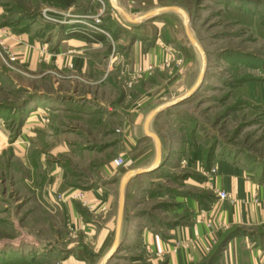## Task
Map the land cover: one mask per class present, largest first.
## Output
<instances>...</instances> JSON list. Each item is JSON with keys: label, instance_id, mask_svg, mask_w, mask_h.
<instances>
[{"label": "crops", "instance_id": "crops-1", "mask_svg": "<svg viewBox=\"0 0 264 264\" xmlns=\"http://www.w3.org/2000/svg\"><path fill=\"white\" fill-rule=\"evenodd\" d=\"M104 1L119 15L115 25L103 18L101 28L109 36L99 33L86 38L64 30L80 27L71 24L51 29L52 34L43 39L34 23L0 25V156L6 159L7 177L30 200V212L38 208L50 213L52 249L56 246L69 256L78 248L94 252L115 240L122 177L155 162L156 145L149 131L153 132L150 123L160 113L145 126L146 117L174 99L176 85L184 89L178 97L186 93L192 71L188 45L181 41L177 24H168L169 13L177 15L188 37L185 17L168 8L173 5L161 6L168 9L145 19L142 9L131 5L133 0ZM79 3L75 0L68 7L54 5L53 9L87 15L97 6ZM9 53L12 60L7 58ZM173 56L186 65L174 68ZM174 71L178 79L170 82L168 76ZM254 93L264 107V78ZM8 126L16 131L6 130ZM38 140L46 149L36 145ZM150 143L154 146L151 162ZM161 147L157 168L162 163ZM116 157L126 164L116 167L112 162ZM218 167L208 183L228 192L229 198L216 200L206 212L184 222L171 226L163 222L160 229L165 231L159 234L145 212H135L132 204L126 225L122 215L117 243L136 240L152 261L165 254L169 264H188L202 259L214 233L238 227L243 231L227 240L213 264H264V232L254 231L264 229V168L251 171L227 159ZM124 191L123 214L131 204L125 201ZM140 191L144 192L143 184L134 193ZM59 194L64 200L57 199ZM191 209L198 211L193 201ZM18 220L22 222L24 216ZM176 242L180 244L175 246Z\"/></svg>", "mask_w": 264, "mask_h": 264}, {"label": "rangeland", "instance_id": "rangeland-1", "mask_svg": "<svg viewBox=\"0 0 264 264\" xmlns=\"http://www.w3.org/2000/svg\"><path fill=\"white\" fill-rule=\"evenodd\" d=\"M55 1L0 0V23L8 20L25 26L34 23L39 37L47 39L52 34L51 29L68 26L59 24L62 14L67 11L51 12L56 6ZM80 4L86 7L88 3ZM168 4L184 13L189 33L186 37L181 19L169 13L168 24L171 27L177 24L181 41L188 45L187 61L191 63L192 71L189 72L190 80L185 90L189 91L194 83L199 85L193 95L162 110L152 120L150 128L153 132L149 133H155L162 146V163L151 173L132 177L123 189L125 201L131 203L128 209L124 208V225L132 216L130 208L133 204L135 212H145L147 221L153 223V231L157 234L165 231L160 229L165 221L168 226L184 222L191 215L206 212L211 204L219 200L217 189L210 187L208 180L218 171L223 159L234 161L251 171L264 168V107L254 96L256 85L264 78V0H133L131 5L139 6L141 13L147 15L153 8L159 10ZM90 8L92 10L93 6L90 5ZM106 8L104 18L117 24V12L111 7ZM119 12L126 16L120 8ZM44 15L55 16L58 20L48 22ZM173 54L180 56L177 52ZM174 56V68L186 65L180 62V57L177 58L179 63L176 62ZM168 77L170 82L178 79L176 71ZM182 82V78L177 80L180 85ZM178 87L175 86L173 95H177L171 101L179 98L178 93L182 94L184 89L179 90ZM8 129L14 131L16 128L8 126ZM36 145L45 148L39 140ZM150 148L147 152L149 162L154 155V146ZM2 157L0 264H99L110 250L111 243L106 248L89 252V261L81 257L83 248L73 252L74 256H69L68 251L54 249L56 246L52 249L54 234L50 229V213L38 208L30 212V200L10 181L11 177H7L8 167ZM21 170L24 176L28 174L26 168ZM141 184L146 193L140 191L136 195L134 192ZM117 188L118 184L115 194ZM149 191L157 195L149 196ZM180 197H184V201H177ZM192 201L196 203L197 213L191 209ZM165 207L169 209L165 210ZM20 216H24L22 222L18 220ZM232 229L214 233V239L208 244V251L202 259L188 264H205L209 255L221 244L225 233ZM254 231L264 232V229L257 227ZM62 239L68 241V236ZM117 244L107 264H169L165 254L154 256L152 261L146 248L136 240H120Z\"/></svg>", "mask_w": 264, "mask_h": 264}, {"label": "built area", "instance_id": "built-area-1", "mask_svg": "<svg viewBox=\"0 0 264 264\" xmlns=\"http://www.w3.org/2000/svg\"><path fill=\"white\" fill-rule=\"evenodd\" d=\"M76 1H80L83 3H89V4H96L97 6L95 7L94 11H92L91 13H87V15H83V14H73V13H63L62 11H60V13H63V18L62 20L59 21V24L63 25H69L71 26V24H79L81 28H77V27H71L70 32H77V33H81L83 34L86 38H92L93 34H105L107 36H109V34L103 30L101 28V24L103 22V18H104V13L106 11V7L107 4L104 0H76ZM112 9V8H111ZM113 10V9H112ZM51 12H59L57 10H52ZM43 14H45V12H43ZM44 17L46 18V20L48 22H56L58 19L54 16L51 15H44ZM87 18H89L90 20H88ZM7 58L8 60H12L13 56L12 53L7 54ZM114 59V57H111V59L109 60V63L112 62V60ZM7 60V59H6ZM113 164L116 167H123L126 164V161L122 158V157H116L112 159ZM217 195L219 200H223L226 198H229V194L226 191H222V190H217ZM57 199L62 201L64 200V197L61 196V194L56 195ZM232 201V200H231ZM211 219L207 218L205 224L207 225V227L211 226L210 223ZM180 244V242H176L175 246H178Z\"/></svg>", "mask_w": 264, "mask_h": 264}, {"label": "water", "instance_id": "water-1", "mask_svg": "<svg viewBox=\"0 0 264 264\" xmlns=\"http://www.w3.org/2000/svg\"><path fill=\"white\" fill-rule=\"evenodd\" d=\"M172 10H175L179 13H181L183 16H184V13L181 11V9H179L178 7H175V6H171V7H168ZM168 8H160L159 10H167ZM155 11H157V9H154L152 10V12H149L147 13V15H145V19H148L152 16V13H155ZM188 32V31H187ZM188 37H189V33H188ZM191 42L194 44V41L190 38ZM197 46V45H195ZM199 83L195 84L193 87H191L189 89V91L185 94H183L181 97H179L177 100H174V101H171V103H167V104H164V105H160L159 107H157L154 111H152V113H150L147 117H146V120H145V126L147 125V123L153 119L156 115H158L162 110L166 109V108H169L171 107V105H175L177 104L178 102L180 101H183L185 99H187V97L193 95V91L198 87ZM153 138H154V141H155V145H156V156H155V162L144 168V169H140L139 171H129L127 173L124 174V176L122 177V180H121V183H120V192H119V204H118V215H117V221H116V238L118 236V231H119V225H120V222H121V219H122V215H123V202H124V195H123V189H124V186L125 184L132 178V177H135V176H139L140 174L142 173H151L153 170H155L159 164V156H160V144L158 143V139L157 137L154 135V134H150ZM115 238V240L112 242V246L110 248V250L108 251V253H106L101 259H100V262L99 264H107L108 260L110 259V257L112 256V254L115 252L116 248L118 247V244H117V239Z\"/></svg>", "mask_w": 264, "mask_h": 264}, {"label": "trees", "instance_id": "trees-1", "mask_svg": "<svg viewBox=\"0 0 264 264\" xmlns=\"http://www.w3.org/2000/svg\"><path fill=\"white\" fill-rule=\"evenodd\" d=\"M74 2H75V0H56L54 4H56V5L60 6V7H68ZM5 24L6 25L13 24V22H12V20H8V21H5L4 23H0V25H4V26H5ZM242 231L243 230L241 228L235 227L230 232H226L221 244L218 247H216V249L209 255L208 260L206 261L205 264H213L216 261V259L219 258L218 256L221 254L224 246L227 243V240L229 238H231L232 236H235V235L239 234ZM81 251H83V252H80L81 257H83V258H85L86 260L89 261L91 259V256L89 255L90 251L85 250V249L81 250Z\"/></svg>", "mask_w": 264, "mask_h": 264}]
</instances>
